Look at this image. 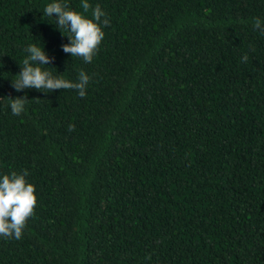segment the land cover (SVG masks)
<instances>
[{"label": "trees", "instance_id": "obj_1", "mask_svg": "<svg viewBox=\"0 0 264 264\" xmlns=\"http://www.w3.org/2000/svg\"><path fill=\"white\" fill-rule=\"evenodd\" d=\"M50 2L0 0V97L28 99H0V177L38 197L0 264H264V0H88L110 20L90 63ZM33 43L85 97L12 87Z\"/></svg>", "mask_w": 264, "mask_h": 264}, {"label": "clouds", "instance_id": "obj_2", "mask_svg": "<svg viewBox=\"0 0 264 264\" xmlns=\"http://www.w3.org/2000/svg\"><path fill=\"white\" fill-rule=\"evenodd\" d=\"M80 10L72 8L66 0H54L48 3L44 9V17L55 23L56 27L64 35L70 38V42L62 45L65 53L72 57H80L85 63H90L98 52L101 42L105 37L103 28L110 23L107 14L99 4L95 6L91 17L87 15L91 8L88 0H81ZM253 30H258L264 35V20L254 18ZM28 55L23 59L21 71L12 79V87L20 92L24 89H37L45 93L57 89H75L81 98L85 97L90 77L84 71H80L78 79L73 82L60 75H54L45 65H50L54 59L50 57L44 45L30 44L24 49ZM248 60L247 55L242 57V62ZM8 98L13 115H21L25 110L26 97L17 96L0 97ZM69 131L75 130V125H68ZM28 170L22 172L11 171L0 177V237L6 239H21L23 230L28 220L34 215L38 203L36 188L28 182L26 177Z\"/></svg>", "mask_w": 264, "mask_h": 264}]
</instances>
